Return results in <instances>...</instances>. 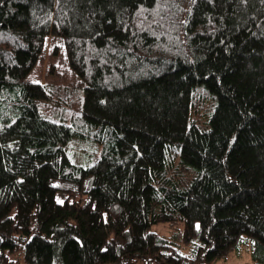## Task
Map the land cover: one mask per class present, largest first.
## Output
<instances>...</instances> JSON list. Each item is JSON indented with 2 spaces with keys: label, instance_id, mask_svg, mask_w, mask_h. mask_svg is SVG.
<instances>
[{
  "label": "trees",
  "instance_id": "1",
  "mask_svg": "<svg viewBox=\"0 0 264 264\" xmlns=\"http://www.w3.org/2000/svg\"><path fill=\"white\" fill-rule=\"evenodd\" d=\"M49 45L76 84L28 80ZM76 135L103 146L92 164L70 160ZM240 246L264 264V0H0V264Z\"/></svg>",
  "mask_w": 264,
  "mask_h": 264
},
{
  "label": "rangeland",
  "instance_id": "2",
  "mask_svg": "<svg viewBox=\"0 0 264 264\" xmlns=\"http://www.w3.org/2000/svg\"><path fill=\"white\" fill-rule=\"evenodd\" d=\"M51 48L48 46L44 59L38 62L33 71L28 76V80L32 82L47 83L52 82L61 86H72L78 82L67 65L66 57L63 52L57 56L50 55ZM53 69V73H49V68ZM42 115L48 119L56 122H63L69 125L73 124V112L67 110L66 107L52 110L47 106ZM103 146L85 137L74 136L67 145V154L70 160L78 165L86 166L96 161ZM182 229L181 223L168 226L167 224H154L150 227L151 231L157 232L162 235L170 236L177 234L178 230ZM175 233V234H174ZM178 239H176L177 241ZM17 264H22V256L20 254H9ZM212 264H252L250 252L244 247L232 248L225 258L218 259Z\"/></svg>",
  "mask_w": 264,
  "mask_h": 264
}]
</instances>
